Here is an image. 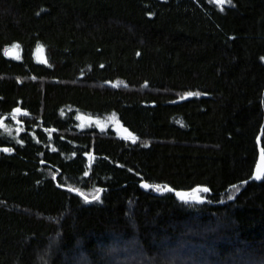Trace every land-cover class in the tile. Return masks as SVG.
I'll use <instances>...</instances> for the list:
<instances>
[{
	"label": "trees",
	"instance_id": "obj_1",
	"mask_svg": "<svg viewBox=\"0 0 264 264\" xmlns=\"http://www.w3.org/2000/svg\"><path fill=\"white\" fill-rule=\"evenodd\" d=\"M263 57L264 0H0V116L37 129L0 139V264H264Z\"/></svg>",
	"mask_w": 264,
	"mask_h": 264
},
{
	"label": "flooded vegetation",
	"instance_id": "obj_2",
	"mask_svg": "<svg viewBox=\"0 0 264 264\" xmlns=\"http://www.w3.org/2000/svg\"><path fill=\"white\" fill-rule=\"evenodd\" d=\"M27 120V112L19 106L11 111L9 117L1 115L0 139L20 141L21 139L30 138L31 140H35L37 138L36 126L29 130L24 122Z\"/></svg>",
	"mask_w": 264,
	"mask_h": 264
},
{
	"label": "rangeland",
	"instance_id": "obj_3",
	"mask_svg": "<svg viewBox=\"0 0 264 264\" xmlns=\"http://www.w3.org/2000/svg\"><path fill=\"white\" fill-rule=\"evenodd\" d=\"M218 6L221 7L222 5H218ZM12 50L17 52L16 47L12 48ZM36 58L38 61L41 62L45 61V53L43 49L41 51V48H39L36 51ZM262 60L264 61V57L262 58ZM118 83L123 84L122 81H118ZM77 120H78L79 128L82 129L86 127H97L100 130L111 129L114 132H116L118 136L129 135L127 130L122 126L121 122L115 116L101 117V116H91L87 114H78Z\"/></svg>",
	"mask_w": 264,
	"mask_h": 264
},
{
	"label": "water",
	"instance_id": "obj_4",
	"mask_svg": "<svg viewBox=\"0 0 264 264\" xmlns=\"http://www.w3.org/2000/svg\"><path fill=\"white\" fill-rule=\"evenodd\" d=\"M8 55L9 56H12L13 55V51H9L8 52ZM0 123H1V121H0ZM258 144H259V147H260V156H259V165H260V167L255 171V173L253 175V180H255L257 182H259L262 179L263 175H264V154H263V150L261 149V143H260V140L259 139H258ZM0 149L3 150V151L5 150V148H0ZM258 174L261 175V179L260 180L255 179V177ZM141 185L143 186V185H147V184L142 183ZM201 189H204V187H198V188L193 189L194 194H192V196H189L188 195V192L181 191V190L175 191L173 188H166L162 192L163 193H165V192H171V193H173L181 201H188V203H196L195 200H194V198H199L202 202L205 201V199L200 198V196L198 195V192ZM181 197H183L184 199L182 200Z\"/></svg>",
	"mask_w": 264,
	"mask_h": 264
},
{
	"label": "snow or ice",
	"instance_id": "obj_5",
	"mask_svg": "<svg viewBox=\"0 0 264 264\" xmlns=\"http://www.w3.org/2000/svg\"><path fill=\"white\" fill-rule=\"evenodd\" d=\"M215 2H216L218 5H225L226 3H227V4H231V0H215ZM41 51H42V49H41ZM255 179L260 180V179H261V175L258 174V175L255 177ZM143 187L147 188L148 185H143ZM200 191H202V192H207L208 189H207V188H204V189H201ZM93 199H95V200H99V190H98V192H97V195H96ZM181 199L183 200L184 198L181 197ZM194 200H195L196 203H201V202H202L199 198H194ZM187 202H188V201H185V203H187Z\"/></svg>",
	"mask_w": 264,
	"mask_h": 264
}]
</instances>
